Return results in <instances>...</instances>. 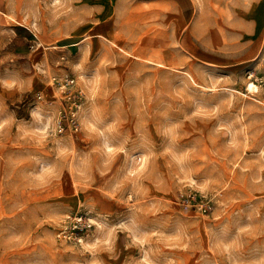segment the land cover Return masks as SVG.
Wrapping results in <instances>:
<instances>
[{"label":"rangeland","instance_id":"obj_1","mask_svg":"<svg viewBox=\"0 0 264 264\" xmlns=\"http://www.w3.org/2000/svg\"><path fill=\"white\" fill-rule=\"evenodd\" d=\"M113 1L0 0V264H264V0H191L255 20L235 70L94 36Z\"/></svg>","mask_w":264,"mask_h":264},{"label":"crops","instance_id":"obj_2","mask_svg":"<svg viewBox=\"0 0 264 264\" xmlns=\"http://www.w3.org/2000/svg\"><path fill=\"white\" fill-rule=\"evenodd\" d=\"M130 7H137L141 18V28L136 33L139 46H134L138 55L152 56L158 51L163 52L164 56L174 53L181 60L193 57L211 66L229 70L242 67L251 60L253 52L249 36L255 31V20L243 18L241 35L233 36L231 43L213 42L203 29H192L194 6L191 0H114L107 13L100 2L102 19L100 24H96L94 36L126 39L128 34L133 33L128 19L131 16ZM188 37L196 39L197 43L187 47L185 42ZM223 37L221 40L226 39Z\"/></svg>","mask_w":264,"mask_h":264},{"label":"built area","instance_id":"obj_3","mask_svg":"<svg viewBox=\"0 0 264 264\" xmlns=\"http://www.w3.org/2000/svg\"><path fill=\"white\" fill-rule=\"evenodd\" d=\"M74 78H69V77H67V78H65L62 82H60V81H58V83L59 84H61L63 87L64 86H68V85H71L72 83H74ZM65 116V115H64ZM63 116V117H64ZM71 124H72V127H73V129H78V124H77V122L73 119V118H71ZM58 127L61 129V130H63V124H62V118L61 119H59V121H58ZM206 210V209H205ZM83 222H82V218H78L77 220H76V223H75V227H79V229H80V225L82 224ZM75 229H77V228H75Z\"/></svg>","mask_w":264,"mask_h":264}]
</instances>
